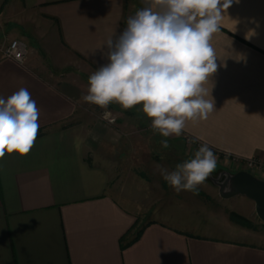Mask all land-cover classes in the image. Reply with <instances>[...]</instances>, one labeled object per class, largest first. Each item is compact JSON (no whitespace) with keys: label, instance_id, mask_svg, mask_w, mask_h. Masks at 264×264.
<instances>
[{"label":"crops","instance_id":"obj_1","mask_svg":"<svg viewBox=\"0 0 264 264\" xmlns=\"http://www.w3.org/2000/svg\"><path fill=\"white\" fill-rule=\"evenodd\" d=\"M129 5L0 0L1 31L34 42L25 43L23 63L0 56V96L26 88L39 108L30 152L0 159V264H264V244L198 233L168 215L160 221L158 204L120 189L101 157L114 133L86 119L81 97L106 62V41L126 27ZM211 43L218 69L205 86L215 111L169 138L193 150L207 143L230 172L234 158H256L262 168L251 173L264 179V0H234ZM136 220L145 225L140 236L124 237Z\"/></svg>","mask_w":264,"mask_h":264},{"label":"clouds","instance_id":"obj_2","mask_svg":"<svg viewBox=\"0 0 264 264\" xmlns=\"http://www.w3.org/2000/svg\"><path fill=\"white\" fill-rule=\"evenodd\" d=\"M233 2L145 0V6L127 18L126 27L106 41V57L102 53L106 62L90 74L87 94L81 99L101 109L113 102L124 110L141 105L151 130L165 138L181 136L189 121L207 120L215 105L213 98L207 99L205 85L218 69L211 41ZM38 118L39 108L26 88L7 98L0 96V159L30 152L38 135ZM79 143L77 138V148ZM160 143L165 149L170 146L167 139ZM217 162L212 148L203 143L175 170L156 167L175 192L195 193Z\"/></svg>","mask_w":264,"mask_h":264},{"label":"rangeland","instance_id":"obj_3","mask_svg":"<svg viewBox=\"0 0 264 264\" xmlns=\"http://www.w3.org/2000/svg\"><path fill=\"white\" fill-rule=\"evenodd\" d=\"M143 6L145 0H130L128 17ZM9 40L10 37L0 29V56L2 47ZM24 41L28 48L34 46L31 39L25 38ZM86 109V119L104 120L110 124L114 133L111 146L102 148L100 152L103 160L117 173L120 189L128 187L127 193L132 192L138 200L144 198L148 203L158 204L162 211L159 214L160 221H165L164 217L168 215L181 226L186 223L198 233L206 231L216 233L217 236L264 244V226L255 214L253 202L241 195L230 199L219 195L214 179L226 169L217 166L205 183L199 186L198 189L207 197L189 191L177 193L163 180L157 165L173 171L177 163L193 157L199 147L193 150L187 144L154 133L150 127L151 120L142 112L141 105L124 110L115 102L107 109L88 103ZM162 139L168 140L169 148H162ZM230 213L243 216L252 227L232 221ZM151 217L154 216L147 215V219Z\"/></svg>","mask_w":264,"mask_h":264},{"label":"water","instance_id":"obj_4","mask_svg":"<svg viewBox=\"0 0 264 264\" xmlns=\"http://www.w3.org/2000/svg\"><path fill=\"white\" fill-rule=\"evenodd\" d=\"M219 195L224 199L244 196L251 200L257 218L264 223V179L254 176L246 170L230 172L222 170L214 179Z\"/></svg>","mask_w":264,"mask_h":264},{"label":"built area","instance_id":"obj_5","mask_svg":"<svg viewBox=\"0 0 264 264\" xmlns=\"http://www.w3.org/2000/svg\"><path fill=\"white\" fill-rule=\"evenodd\" d=\"M1 53L4 58H9L16 62L23 63L27 53L26 44L19 39H11L2 47ZM187 141L190 142L191 140L187 138ZM233 165L235 170H246L250 173L254 170L262 168V164L256 158H234Z\"/></svg>","mask_w":264,"mask_h":264},{"label":"trees","instance_id":"obj_6","mask_svg":"<svg viewBox=\"0 0 264 264\" xmlns=\"http://www.w3.org/2000/svg\"><path fill=\"white\" fill-rule=\"evenodd\" d=\"M195 194H197V195H199V196H201V197H207V196H206L202 191H200L199 189L195 192ZM229 217H230V219H231L232 221L237 222V223H239V224H241V225H243V226H249V227H252V226L250 225V223H249V222H248L243 216H241V215H239V214L230 213V214H229ZM136 225H137V220H136V222L134 223L132 229L129 230V231L124 235V237H126L131 231H133V230L135 229V230H134V233H133V239H132V240L137 239V238L140 236V234H141V232H142V230H143V228H144L145 225L141 226L140 228H136ZM262 226H264V223H262Z\"/></svg>","mask_w":264,"mask_h":264}]
</instances>
